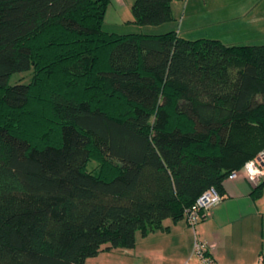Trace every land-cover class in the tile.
Instances as JSON below:
<instances>
[{
	"label": "trees",
	"instance_id": "obj_1",
	"mask_svg": "<svg viewBox=\"0 0 264 264\" xmlns=\"http://www.w3.org/2000/svg\"><path fill=\"white\" fill-rule=\"evenodd\" d=\"M110 1L0 0V264L132 249L264 150V45L106 33Z\"/></svg>",
	"mask_w": 264,
	"mask_h": 264
},
{
	"label": "crops",
	"instance_id": "obj_2",
	"mask_svg": "<svg viewBox=\"0 0 264 264\" xmlns=\"http://www.w3.org/2000/svg\"><path fill=\"white\" fill-rule=\"evenodd\" d=\"M196 1L202 2L199 13ZM181 20L185 22V27L213 26L212 30L219 32L213 36L206 33L207 37L200 39L219 40L227 46L264 45V0H186ZM261 182H264V177ZM254 189L243 171L235 179H226L223 183L222 201L208 217V223L212 225L210 238L202 236L218 264H264V187L257 199L252 194ZM188 226L184 219L176 223L165 220L162 230L145 237L136 234L135 245L130 250L145 247L151 252H159L160 248H166L164 245L173 246L175 240L181 237L182 257L170 255L166 259L161 256L151 264H191L193 245L198 239L194 228L191 227V233ZM173 228L180 231H173ZM144 242L147 243L141 247ZM102 260L90 261L89 258L86 262L102 264Z\"/></svg>",
	"mask_w": 264,
	"mask_h": 264
},
{
	"label": "rangeland",
	"instance_id": "obj_3",
	"mask_svg": "<svg viewBox=\"0 0 264 264\" xmlns=\"http://www.w3.org/2000/svg\"><path fill=\"white\" fill-rule=\"evenodd\" d=\"M135 0H111L110 3L106 7V12L104 16V20L102 23V30L106 33H113L117 35H125V34H144V35H163L168 32H176L182 38L187 40H197L198 38H206V33L208 35L213 36L214 34H218L219 32H215L212 30L211 26L207 27H199V26H186L185 22L181 20V17L184 12L186 0H171V13L172 19L157 25V26H141L134 22V18L131 13V8L134 4ZM197 4V12L199 13L202 7V2L196 1ZM190 9V6H188ZM204 11V10H202ZM203 19H201L202 21ZM191 27V29H190ZM182 30V31H181ZM181 31V33H180ZM32 76V71L22 72L13 74L9 79V84L13 85L15 83L27 84L30 82ZM95 166L94 163L90 162L88 164V170H91ZM207 218L205 221H201L194 226V230L196 233V238L198 241L204 242V236L206 238H210V232L212 231V225L208 223ZM201 226V227H200ZM189 227V226H188ZM200 227V229H199ZM178 228H173V231H180L177 230ZM190 232L193 233V229L189 227ZM201 230L203 232H200ZM158 231V230H157ZM137 236L139 237L140 234L138 233ZM203 236V237H202ZM146 241V240H145ZM145 243L141 246L144 247ZM182 238L178 237L177 241L173 246L167 247L168 245H164L165 249L159 250V252H151L150 250L143 249L138 250H130V249H116L111 251H101L96 257L90 258V261H97L99 259H103L102 261L107 264V259L109 260V264H116L117 262H123V264H151L154 261L158 260L159 257L165 256L166 259L172 256L176 258L182 257ZM163 246V245H161ZM163 254V255H162ZM193 256V255H192ZM101 261V262H102ZM191 264H197L196 258L193 257L190 261ZM99 264V263H97Z\"/></svg>",
	"mask_w": 264,
	"mask_h": 264
},
{
	"label": "built area",
	"instance_id": "obj_4",
	"mask_svg": "<svg viewBox=\"0 0 264 264\" xmlns=\"http://www.w3.org/2000/svg\"><path fill=\"white\" fill-rule=\"evenodd\" d=\"M243 174L248 182L257 186L264 177V150L260 151L256 158L246 162L243 166ZM239 173H231L227 179H235ZM222 201V196L214 189L209 188L202 193L195 203L184 211L183 219L192 228L201 221L206 220L211 210ZM192 257L197 264H218L212 256L206 243L195 240Z\"/></svg>",
	"mask_w": 264,
	"mask_h": 264
}]
</instances>
